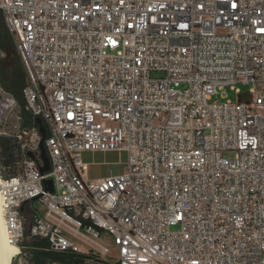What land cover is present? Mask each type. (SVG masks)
<instances>
[{"label":"built area","instance_id":"obj_1","mask_svg":"<svg viewBox=\"0 0 264 264\" xmlns=\"http://www.w3.org/2000/svg\"><path fill=\"white\" fill-rule=\"evenodd\" d=\"M0 11L49 160L42 175L39 126L21 128L16 112L19 173L1 183L19 253L28 234L93 264H264V0ZM115 151L124 173L88 179L83 154Z\"/></svg>","mask_w":264,"mask_h":264},{"label":"trees","instance_id":"obj_2","mask_svg":"<svg viewBox=\"0 0 264 264\" xmlns=\"http://www.w3.org/2000/svg\"><path fill=\"white\" fill-rule=\"evenodd\" d=\"M0 54L2 56L0 57V86L17 104V114L20 117L19 125L21 128L36 126V120L25 107L22 95L25 76L13 41L4 26L1 11ZM42 125L45 127L44 123ZM19 162V143L15 134H0V179L17 176ZM23 248L22 250H24ZM25 248L30 264H93L96 262L93 257L86 255L72 252H53L49 250L48 242L45 240L31 238ZM23 253L25 254L24 251H21V254Z\"/></svg>","mask_w":264,"mask_h":264},{"label":"rangeland","instance_id":"obj_3","mask_svg":"<svg viewBox=\"0 0 264 264\" xmlns=\"http://www.w3.org/2000/svg\"><path fill=\"white\" fill-rule=\"evenodd\" d=\"M0 57L1 54H0ZM239 90L242 93H246L251 89V86H242L239 85ZM224 94H222L223 96ZM226 96L227 99L231 102H236L235 93L230 90L226 89ZM224 99L221 98V92L218 95L213 96L211 98L210 103L213 102H223ZM17 112V104L12 99L10 95L5 93L0 86V134H10L12 135L15 133V115ZM89 155L83 159L86 161V164L89 167V173L87 175L88 178L92 177H104V176H118L124 173L126 161H127V154L124 152H95V153H88ZM234 156L233 152H225V158H232ZM34 206L36 208H40L38 206V202H34ZM28 226V225H27ZM28 228V227H27ZM179 231V227H171L170 232L176 233ZM31 238L26 234L24 240L21 244V251H24L25 254H19L16 256L12 264H30L27 259L26 253V246L30 242ZM22 247H24L22 250ZM113 256V253H112Z\"/></svg>","mask_w":264,"mask_h":264},{"label":"bare ground","instance_id":"obj_4","mask_svg":"<svg viewBox=\"0 0 264 264\" xmlns=\"http://www.w3.org/2000/svg\"><path fill=\"white\" fill-rule=\"evenodd\" d=\"M15 237L16 233L11 231L6 218L0 179V264H12L13 259L20 254L13 242Z\"/></svg>","mask_w":264,"mask_h":264},{"label":"water","instance_id":"obj_5","mask_svg":"<svg viewBox=\"0 0 264 264\" xmlns=\"http://www.w3.org/2000/svg\"><path fill=\"white\" fill-rule=\"evenodd\" d=\"M36 123L39 126V132L42 136V142L40 143V151H41L40 158H41V161L43 163V166L40 167L39 170H40V173L42 175H44V174L49 172V160H48V156H47L46 151H45L44 146H43V141L45 139L46 130H45L44 126L42 125V121L40 119H37ZM29 157L32 158V155L30 154ZM44 184L49 186L48 191L50 193H52L53 192L52 181L51 180L45 181ZM36 200H37V198L34 199V201H36Z\"/></svg>","mask_w":264,"mask_h":264},{"label":"crops","instance_id":"obj_6","mask_svg":"<svg viewBox=\"0 0 264 264\" xmlns=\"http://www.w3.org/2000/svg\"><path fill=\"white\" fill-rule=\"evenodd\" d=\"M89 154L88 153H84L83 154V159L86 158ZM86 163V161H84ZM88 173H89V167H88ZM105 177H108V176H104V177H92V178H88L90 180H96V179H102V178H105Z\"/></svg>","mask_w":264,"mask_h":264}]
</instances>
